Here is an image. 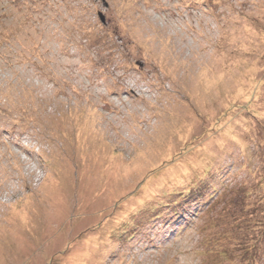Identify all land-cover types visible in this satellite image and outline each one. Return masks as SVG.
Returning a JSON list of instances; mask_svg holds the SVG:
<instances>
[{"label":"rangeland","instance_id":"rangeland-1","mask_svg":"<svg viewBox=\"0 0 264 264\" xmlns=\"http://www.w3.org/2000/svg\"><path fill=\"white\" fill-rule=\"evenodd\" d=\"M261 223L264 0H0V264H264Z\"/></svg>","mask_w":264,"mask_h":264},{"label":"trees","instance_id":"trees-1","mask_svg":"<svg viewBox=\"0 0 264 264\" xmlns=\"http://www.w3.org/2000/svg\"><path fill=\"white\" fill-rule=\"evenodd\" d=\"M239 216V215H238ZM237 217V216H236ZM241 218H242V216H241ZM234 223V222H233ZM260 227H261V229L259 230V229H257V228H254L255 230L253 231L254 232V234H255V236L257 235V236H259L260 237V239H261V241L262 242H264V223H261V224H258ZM229 226V225H228ZM250 246V245H249ZM258 248H259V245L257 244V242H255V244H253L252 246H250V248L247 250L249 253H250V251H252L250 254H251V257H250V259L253 257V256H255L256 255V253H257V251H258ZM261 253H263V255L262 256H264V248H263V250L261 251ZM249 255V254H248ZM249 259V260H250Z\"/></svg>","mask_w":264,"mask_h":264}]
</instances>
